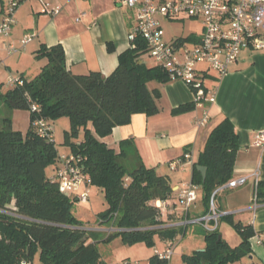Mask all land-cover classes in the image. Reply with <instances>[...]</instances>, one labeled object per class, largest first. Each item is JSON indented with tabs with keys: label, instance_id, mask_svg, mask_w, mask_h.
Returning a JSON list of instances; mask_svg holds the SVG:
<instances>
[{
	"label": "trees",
	"instance_id": "1",
	"mask_svg": "<svg viewBox=\"0 0 264 264\" xmlns=\"http://www.w3.org/2000/svg\"><path fill=\"white\" fill-rule=\"evenodd\" d=\"M135 43L136 48L121 55L110 76L99 71L75 75L66 67L61 45H43L37 57L48 62L41 72L31 80L22 76L23 86L0 91V106L6 109L0 122V264L32 262L36 255L42 264H104L98 249L100 230L86 228L73 214L77 199L63 193L52 178L60 154L56 141L39 135L35 126L38 118L50 124L59 117L69 118L63 145L83 157L85 172L92 185L103 191L108 204L97 218L99 226L107 224L113 229L104 241L122 236L130 245L142 240L153 245L157 235L175 243L186 233L189 224L168 225L170 214L161 218L153 205L156 200L171 198L170 178L137 161L136 152L130 155L125 148L130 140L121 143L119 152L101 140L114 127L129 123L133 114L157 111L160 91L150 90L148 84L170 81L161 68L143 61L146 43L140 39ZM32 103H38L41 110L32 112ZM193 106H181L177 111ZM16 109L30 111L26 132L13 128L9 112ZM238 148L235 126L226 117L211 131L193 170L192 182L203 192L204 215L210 211L215 189L233 178ZM198 165L208 168L205 181ZM257 197L264 202V182L258 185ZM224 217L232 218H220ZM231 220L242 235L239 246L219 239L218 226L211 231L204 229L205 250L184 254L186 264H236L252 255L250 240L256 231L251 225ZM169 262L154 254L149 264Z\"/></svg>",
	"mask_w": 264,
	"mask_h": 264
},
{
	"label": "crops",
	"instance_id": "2",
	"mask_svg": "<svg viewBox=\"0 0 264 264\" xmlns=\"http://www.w3.org/2000/svg\"><path fill=\"white\" fill-rule=\"evenodd\" d=\"M12 1L0 0V11ZM19 1L11 38L18 42L28 33L34 37L13 56L0 50V76L6 72L8 74V69L10 72L16 70L15 76H24V70L33 67L32 64L36 65L38 73L41 72L48 62L47 58L37 57L43 45H61L66 67L75 75L99 71L110 76L119 66L121 55L132 48L129 35L136 25V18L120 0ZM56 8L60 12L51 13ZM163 36L166 41L177 37L167 40L164 33ZM206 83L213 89V98L207 104L210 113L207 126L198 127L196 124L197 118L202 115V108L196 106L195 93L187 84L180 80L164 83L151 81L149 89L160 91L156 99L157 111L133 114L129 123L114 127L101 140L117 152L121 150L123 141L130 140L133 146L129 144L125 147L130 155L136 152L137 161L141 160L148 168H154L159 174L170 178L174 191L170 199L175 203L181 190L192 181L195 163L211 131L228 117L235 126L239 141L232 179L247 176V181L241 186L221 190L216 205L222 216L234 215L235 220L251 225L257 233L250 240L252 255L248 256L249 261L245 257L236 264H264V245L259 242L264 235V202L257 209L253 205L256 180L258 178L259 183L264 182V147L255 144L256 134L264 129V50L252 47L244 49L225 75L219 77L211 71ZM192 104L193 107L177 111L181 106ZM189 151L193 163H188L184 170L172 171L169 163ZM255 172H258V176ZM202 197L200 188L188 214H184L182 206L177 203L170 212L168 225L184 220L191 222L203 216L205 207ZM220 220L219 229L222 224ZM193 225L205 229L198 222L190 223L188 227ZM180 238L175 240L176 245ZM160 242L161 248L168 244L166 240L160 239ZM32 264H42L38 255Z\"/></svg>",
	"mask_w": 264,
	"mask_h": 264
},
{
	"label": "built area",
	"instance_id": "3",
	"mask_svg": "<svg viewBox=\"0 0 264 264\" xmlns=\"http://www.w3.org/2000/svg\"><path fill=\"white\" fill-rule=\"evenodd\" d=\"M121 3L134 11L136 25L129 35L132 47L135 41L143 40L147 46V55L155 62V66L168 74L170 80H180L187 84L195 93V103L202 108V115L197 118L198 127L207 126L210 113L207 104L213 98V89L207 86L206 79L213 71L219 77L225 75L229 66L238 61L241 52L249 47L264 50V0H120ZM19 0H13L0 11V50L8 56L22 51L34 37L26 34L20 41L12 40L13 26L16 23V9ZM59 8L51 10L58 14ZM83 15V14H82ZM160 18L168 19H201L202 33L194 36L192 41L183 37H176L166 41ZM80 18H77L79 20ZM22 76L8 77V83L13 86H23ZM38 103L31 104L32 112H39ZM35 126L43 138L54 139V128L45 118H38ZM255 144L264 147V129L256 134ZM58 168L52 178L59 182L60 189L77 201L87 202L90 197L92 179L83 167V157L75 153L60 154ZM188 163H193L192 153L186 152L182 157L169 163L172 171L184 170ZM258 176V172H255ZM247 176L231 179L228 183L215 189L211 196L210 211L193 221L184 220L179 224L186 226L199 223L206 230H214L222 214L216 205L218 193L227 188H235L245 184ZM259 180H256V194L254 209L260 205L258 200ZM200 186L192 181L181 190L177 201L170 197L166 200H156L153 205L163 216L174 210L177 203L182 206L184 214H188L198 198ZM263 203V202H262ZM160 214V215H161ZM113 230V229H112ZM264 245V235L259 239ZM175 243L169 242L164 248L154 249V254L161 259L172 260L175 254ZM22 264H32L24 260ZM124 264H130L126 261Z\"/></svg>",
	"mask_w": 264,
	"mask_h": 264
},
{
	"label": "rangeland",
	"instance_id": "4",
	"mask_svg": "<svg viewBox=\"0 0 264 264\" xmlns=\"http://www.w3.org/2000/svg\"><path fill=\"white\" fill-rule=\"evenodd\" d=\"M134 13L132 9L129 8ZM163 33L167 40H170L173 36L186 38L188 41H192L194 36H198L202 33L203 23L201 19L196 18H185V19H162ZM143 61L149 66H155L154 60L147 54L143 56ZM29 66L28 70H24V77L28 80L34 79L39 73L35 64ZM16 70L10 72L6 76H0V91L3 93L12 89L14 86L8 83L7 77L9 75L15 76ZM38 73V74H37ZM37 74V75H36ZM8 75V76H7ZM19 76V75H18ZM2 106V105H1ZM0 106V122L6 115V109ZM11 116L13 128L26 132L30 126V111L16 109L9 112ZM54 128V139L56 141V147L59 154L71 152V147L63 145L65 132L70 129V120L68 117H59V119L53 122ZM87 202L76 201L73 205L72 212L76 217L81 220L86 228L99 229L101 232V238L98 242V249L102 256L104 264H124L128 261L130 264H149L152 256L154 255L155 247L162 246L160 238L154 236V244L150 245L146 241H137L130 245L125 241L122 236H118L111 241H104L103 238L111 232L112 229L108 225L99 226L97 223L98 214L103 210H106L108 204L104 197V193L101 189L96 186L90 187V197ZM219 200V199H218ZM13 206V205H11ZM161 214V213H160ZM161 218H167L162 214L159 215ZM231 216L235 222L238 220L234 219V215ZM228 217L222 218L221 228L219 229L221 236L231 245L236 246L242 241L241 233L236 229L232 220ZM246 225L245 223H243ZM176 245V244H175ZM206 240L203 230L198 227L190 226L187 228L186 233L180 239H178L177 245L175 246V254L170 260L169 264H186L184 261V254H192L194 251L205 250ZM246 261H249L247 257Z\"/></svg>",
	"mask_w": 264,
	"mask_h": 264
},
{
	"label": "water",
	"instance_id": "5",
	"mask_svg": "<svg viewBox=\"0 0 264 264\" xmlns=\"http://www.w3.org/2000/svg\"><path fill=\"white\" fill-rule=\"evenodd\" d=\"M121 5V4H120ZM197 169L202 173V176H203V181H205L206 177H207V170L208 168L206 166H202V165H198L197 166ZM222 236H219V239L221 238ZM204 251V250H203Z\"/></svg>",
	"mask_w": 264,
	"mask_h": 264
}]
</instances>
